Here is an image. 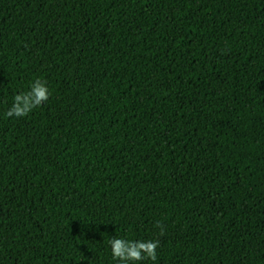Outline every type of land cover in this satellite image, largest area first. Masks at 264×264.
Wrapping results in <instances>:
<instances>
[{
  "label": "trees",
  "instance_id": "16d2710c",
  "mask_svg": "<svg viewBox=\"0 0 264 264\" xmlns=\"http://www.w3.org/2000/svg\"><path fill=\"white\" fill-rule=\"evenodd\" d=\"M114 237L264 264V0H0V264H120Z\"/></svg>",
  "mask_w": 264,
  "mask_h": 264
},
{
  "label": "clouds",
  "instance_id": "9594fccd",
  "mask_svg": "<svg viewBox=\"0 0 264 264\" xmlns=\"http://www.w3.org/2000/svg\"><path fill=\"white\" fill-rule=\"evenodd\" d=\"M50 89L47 82L37 78L29 86L26 92H20L14 96L11 107L6 115L22 118L28 116L34 109L46 103L50 98ZM157 227L163 235V226L157 223ZM114 260L120 264H138L145 260L155 262L157 260V248L160 246L158 239L129 240L124 238H111L108 241Z\"/></svg>",
  "mask_w": 264,
  "mask_h": 264
}]
</instances>
